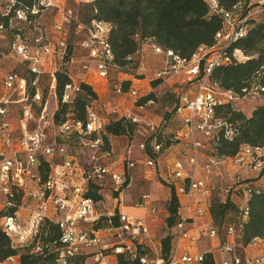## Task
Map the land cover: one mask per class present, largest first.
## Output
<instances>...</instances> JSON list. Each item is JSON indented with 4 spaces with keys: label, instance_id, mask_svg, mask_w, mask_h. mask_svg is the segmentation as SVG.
I'll return each mask as SVG.
<instances>
[{
    "label": "built area",
    "instance_id": "built-area-1",
    "mask_svg": "<svg viewBox=\"0 0 264 264\" xmlns=\"http://www.w3.org/2000/svg\"><path fill=\"white\" fill-rule=\"evenodd\" d=\"M84 1L89 4L95 2V0ZM207 1L214 9L218 8L217 0ZM55 2L56 0H40V4L34 7L32 13H38L39 8H59ZM255 3L256 5L246 14L225 13V28L217 34L216 44L211 47L201 46L191 59L182 58L173 50L164 49L152 39L143 42L136 54L151 49V52L160 58L162 68L154 72L153 79L167 83L175 77H185L187 85L192 84V89H188L184 94L180 92L182 89L176 90L180 95L181 104L177 115L186 112L187 116L180 118L182 124L174 134L179 141L187 142L185 162L189 169L184 165V161L177 160L173 165V176L178 181L177 192L179 196H186V202L181 203L178 211L175 242L169 260L162 257L160 242L159 245L153 243L150 223L146 217L128 213L123 205L122 196L132 182L130 171L136 167L132 160L134 140L127 138L128 147L120 169L116 170L110 166L107 159L112 152L102 151L101 132L106 124L94 109H90L86 120L69 118L60 126L53 125L54 139L52 140L45 132L46 127L50 125L46 121L45 112L42 117L43 126L34 130L29 128L33 114L28 112L21 121L22 134L15 138L10 118L11 106L27 107L31 106L32 102L42 106L44 98L39 90L31 94L32 86H29L26 77L16 72H9L6 75L0 72V85L3 89V93L0 94V191L7 196L4 208L14 205V198L20 191H24L23 199L29 195L30 200L35 203L32 223H23L19 216L2 219L7 234L16 245L17 243L25 244L26 236H36L43 220L48 218L58 225L61 231L60 240L65 246V254L57 264H69V259L81 256L92 258L94 264H113L110 257H114L115 262L118 263L119 255L136 258L138 255L136 242L146 244L151 248L150 254L141 258V264H205L204 253H192L182 248L185 243L192 246L196 243L197 238L189 229V225L192 219L201 218L209 225L208 235L218 242L217 252H211L215 258V264H264V238L254 241L261 253L251 255L239 244L240 237L235 236L233 227L229 228L226 242L221 241L219 233L213 228L209 213L211 188L208 178L214 173L215 166L221 162L212 157L208 161L202 160L203 152L207 149L208 142L214 134L223 131L226 139H232L235 135L226 121L215 118L217 108L228 102L237 103L240 100L244 103L261 102L264 104V87L259 84L254 83L250 88L237 93L223 90L218 83L211 80L217 66L234 60L246 61L249 58L239 49H235L231 54H228L227 49L238 39L247 36L248 21L251 18L264 17V0H256ZM97 12L95 9L96 14ZM22 14L25 15V13ZM59 18L54 25L58 33L65 32L66 26L73 21L78 23V33L83 35L80 46L86 58L82 66L85 73L94 72L100 79L107 80L112 69H121L115 62V54L110 43L111 24L93 18L87 25H84L77 21L74 12L69 8H60ZM3 30V26L0 25V39L3 36ZM34 42L36 51L45 54L52 52L51 45L45 41L43 36H38ZM58 45L59 49H62L65 47V42L59 41ZM18 51L30 62V72L36 77L32 82L34 87L42 73L40 68L42 63L36 57L29 56L27 46H19ZM132 59L129 57V60ZM56 87L57 80L53 74L50 89L54 94H56ZM78 91L79 87L75 82L66 85L63 102H71ZM116 91L121 96L130 95L135 99L140 98L138 90L132 87L128 92H124L121 86L116 87ZM152 103L153 101L148 102V104ZM137 107L144 108L143 106ZM126 118L134 124H143V119L138 115L129 113ZM148 126L152 132L157 131L154 124H148ZM149 146L155 153H161L163 147L155 141L150 145L139 142V148L145 152L147 166L156 170L159 160L148 156L146 151ZM42 158L52 161L49 178L44 184H40L39 178ZM230 163L235 171L231 177L232 182L226 188V193L233 190L235 179L236 181L242 180L239 175L242 170L259 172L264 167V148L244 145L230 160ZM201 169L204 176L199 175ZM33 172H36L35 185L37 187L34 185L33 188L29 187L30 191H27L26 183L31 180ZM91 181L103 182L107 188H111L120 197L116 209L107 213L108 225L98 229H95V226L99 225L103 213L98 209V203L85 196ZM199 197L204 200L199 199L195 203ZM204 201L207 202L204 204ZM154 202L152 194H145L139 204V207L146 208L153 223L157 222L159 212ZM244 209L245 216H247L249 209L246 206ZM52 211L55 212V217H50L49 214ZM101 232L109 234L108 238H111V243L103 242ZM89 248H93L94 252L88 253ZM42 250L43 246L38 243L35 251L41 252ZM217 253L221 256L219 262L216 260ZM17 261V257H10L7 260L10 264Z\"/></svg>",
    "mask_w": 264,
    "mask_h": 264
},
{
    "label": "trees",
    "instance_id": "trees-1",
    "mask_svg": "<svg viewBox=\"0 0 264 264\" xmlns=\"http://www.w3.org/2000/svg\"><path fill=\"white\" fill-rule=\"evenodd\" d=\"M12 1L13 7L9 14L0 16V25H4L5 28H8L10 18L16 13H25L29 20L38 15L40 10H43V8H39L38 13H32L34 7L40 4V0ZM217 1V9H214L207 0H95L89 5L93 11L91 20L96 18L111 24L110 43L115 54V62L120 68H125L134 63V57L141 49L142 43L150 39L166 50H173L182 58L191 59L201 46L211 47L216 44L217 34L225 28V13L246 14L256 5L254 0ZM95 9L98 11L97 14ZM248 27L247 36L232 43L227 52L231 54L235 49H239L249 58L241 62L234 60L223 63L214 69L211 76V80L218 83L223 90L241 93L254 83L264 87V17L251 18L248 21ZM129 57L133 59L129 60ZM28 71L34 78L30 72V65H28ZM56 80V94H58L60 109L53 118L55 125L60 126L69 118L86 120L88 112L93 109L91 102L98 99L93 87L85 82H80L77 84L79 91L73 100L64 103L65 87L74 81L66 72H57ZM151 83H153V87H156L158 83L164 82L151 79ZM130 85V81H125L122 90L127 92ZM175 85L172 94L175 102L169 112L174 117L181 107L177 88L182 89L180 91L182 94L186 93L188 89H192V84L185 87L178 83ZM34 93L33 91L31 94ZM151 97L152 95L149 96V94L141 96L137 100V106L148 105ZM215 118L226 121L235 133L232 139H226L223 131H220L214 134L208 142L210 157L221 164L230 162L244 145L264 148V104L247 116L244 111L238 108L237 103L228 102L216 109ZM148 124L154 123L143 122L142 125H138L132 123L125 116L112 118L101 132L102 151H112L110 137H126L136 140L135 131L138 128L144 129L143 126L146 125L151 134L145 140L138 141L149 145L155 141L163 147L161 153H155L149 146L146 151L149 157L158 161L164 151L173 146L169 144L170 141L186 144L183 153L186 152L187 142L179 141L175 134H173L172 140L165 142L166 133L162 130V126L154 124L157 131L152 132ZM185 159L186 155L184 162ZM51 162L48 158H42L39 167L40 184L47 182L51 171ZM242 172L239 175H242ZM201 173L203 174L202 169ZM255 173L258 175L256 178L246 175L247 178L240 176L241 181L235 179L233 190L227 193L224 198L218 195L210 196L209 213L212 226L219 233L222 242L228 240L230 227L235 229V236L240 237L239 244L244 248L252 245L255 240L264 238V188L261 189L264 184L255 185V181L264 179V167ZM202 174L200 176H203ZM168 175L167 184L171 187L172 197L167 207V225L168 228L175 229V232L160 240L162 257L166 260H169L173 251L178 211L181 207L180 196L176 189L178 181L174 179L173 167ZM106 190L108 188L103 182L91 181L85 192L86 197H90L98 203L100 212ZM23 197L24 191H20L14 198V205L7 206L0 212V264L6 262L10 257H17L20 264H57L65 254V246L60 240L61 231L56 222L48 218L44 219L39 233L36 236H28L27 242L20 247H17L7 234L2 219L18 216ZM245 206L249 209L247 216H245ZM107 219V214L103 213L102 219L95 229L107 226ZM38 243L43 246L41 252L35 251ZM136 250L138 254L136 258L119 255L118 264H141V258L149 255L151 248L146 244L136 242ZM204 256L205 264H215L213 253H204ZM86 260V256H81L69 259L68 263L85 264Z\"/></svg>",
    "mask_w": 264,
    "mask_h": 264
},
{
    "label": "rangeland",
    "instance_id": "rangeland-1",
    "mask_svg": "<svg viewBox=\"0 0 264 264\" xmlns=\"http://www.w3.org/2000/svg\"><path fill=\"white\" fill-rule=\"evenodd\" d=\"M256 1V0H254ZM12 0H0V16H6L9 14L11 8L13 7ZM55 5L57 7H52L49 9L40 10L38 15L34 18L28 20V17L23 15L22 13L12 15L9 20L8 28L3 27V36L0 39V72L2 75H5L9 72H16L20 75L25 76L29 81V86L31 87V93L40 91L41 95L44 97L43 105L34 104L32 102L31 106L23 107V106H11V119H15L18 125L21 124V121L24 120L25 115L28 112L33 114V120L29 123V128L34 130L38 127L43 126L42 117L43 112L46 115V121L50 123L46 127V134L51 137L54 134L53 125L54 121L53 118L57 111L60 109V103L58 94H54L51 89L50 85L52 84L53 74L56 76L57 72H66L69 76L73 79L76 84H79L82 81L83 77V63L85 62V54L84 51L81 49L80 43L81 38L83 35L78 33L77 30V22H72L70 25L66 26L65 32L58 33L54 29L55 23L60 19V8H69L74 12V16L80 23L87 25L91 18L93 17V11L89 5V3L85 2L84 0H56ZM0 17V18H1ZM4 26V25H3ZM38 36H43L46 42H48L52 47V52L50 54L40 53L35 50V39ZM59 41L65 42V47L59 49L60 46L58 45ZM27 46L29 49V56L36 57L38 60L41 61L40 64L41 68V75L39 76L37 85L33 87V80L36 78L34 76H30L28 71V65H30L29 60L25 59L23 55H21L18 51L19 46ZM28 62V63H27ZM162 68V63L160 58L153 55L151 51L145 50L134 57V63L128 65L125 68L121 69H112L109 74V84L106 86L108 91L109 97L107 101H92L91 107L98 111V113H104L105 109L107 108V104L111 103V107L119 106L120 104H124V106H130L132 103L130 101H137L138 99L132 98L130 95L121 96L118 95L116 91V87H122L124 84L125 79H148L149 84L151 85V89H145L148 92L149 96L152 95L150 98L153 101L152 104H148L143 106V109H137L133 106L131 108V115H141L144 120L148 123L160 124L162 126V130L166 133V141H170L173 139V134L178 130L181 126V119L187 116V113L184 112L181 115L175 116L171 115L169 112L172 110V106L175 102L173 97V90L175 89L176 83L181 84L183 87L187 85V81L185 77L179 78L175 77L167 83H161L153 87V83H151V79L154 78V72ZM144 76V78H143ZM146 83V82H145ZM142 83L136 82L135 89L138 90L139 94L144 89L142 88ZM179 91L180 89L177 88ZM129 91V87L127 92ZM144 92V91H143ZM3 93V89L0 85V94ZM194 93V92H193ZM147 94V93H146ZM263 103L258 102H242L237 101L238 108H240L244 113L249 116L252 112L260 107ZM120 113V112H119ZM117 112L114 118L120 117ZM181 118V119H180ZM110 117L109 120H111ZM21 126V125H20ZM143 128H138L135 131L136 140H134L132 146V160L136 164V169H134V182L132 187L127 191L124 196V203L126 205V211L128 213H133V215H140L138 211L130 212L127 209L128 207H134L139 199L146 193L152 194L153 198L157 200L156 206L158 211L161 213L160 220L162 219V223L154 222L150 223V232L151 236L154 240L155 245H159V241L168 236L169 234H173L175 229L168 228L167 223V216H168V203L172 197V190L171 187L167 184L169 181L168 171L169 168L173 167V163L175 161H183L182 152H184V147L186 149V144L178 142L170 141L169 144L173 145V150L175 148L179 150L178 156L177 153L173 155L171 153H164L161 155L158 161V167L162 171H158L156 176V181H151V176L154 174V170L147 166L146 162V155L139 148V141L138 140H145L151 134L149 129L146 125ZM22 133L20 131L17 132L16 135L20 137ZM112 148L115 152L109 157L108 160L114 161L118 159L120 155H124L126 152V148L128 147V143H126L125 137H110ZM183 148V149H182ZM210 152L209 147L203 152L202 160L210 159ZM170 159H175V161L169 162ZM186 160V159H185ZM187 169L189 166L187 162H183ZM172 164V165H171ZM218 169H214V173L209 176L208 183L211 188V195H218L221 198H224L226 193V188L231 180V174L227 171V164H219L217 166ZM145 174L151 182H147L143 178V174ZM162 174V176H159ZM202 174V173H201ZM199 174V175H201ZM36 172H33L31 180H28L26 183L27 191H30V188H33L35 181ZM204 176V173L202 174ZM248 175L245 170H243L244 176L242 178H247ZM251 176V175H248ZM33 180V182H32ZM30 187V188H29ZM264 187H261V189ZM108 193H104V202L102 205V210L110 211L114 204L117 202L116 199L118 197L111 188H108ZM30 193V192H28ZM26 198L28 200L24 203L26 207L29 206V199L30 196L27 195ZM142 200V199H141ZM7 201V196L0 191V212L4 208ZM180 202H186V196H180ZM141 203V202H140ZM138 203V205L140 204ZM159 219V215L157 217ZM206 222V220H202ZM4 223V222H2ZM201 224V223H200ZM107 233L101 232L100 236L105 238ZM193 235L196 236L197 241L193 245L191 252L192 253H208V252H217L218 249V242L213 240L208 235V228L204 225H198L196 227V232H193ZM254 244V243H253ZM185 245V244H184ZM183 248V246H182ZM89 252H94L93 248L88 249ZM216 256L220 258V255L217 253ZM217 258V259H218Z\"/></svg>",
    "mask_w": 264,
    "mask_h": 264
},
{
    "label": "crops",
    "instance_id": "crops-1",
    "mask_svg": "<svg viewBox=\"0 0 264 264\" xmlns=\"http://www.w3.org/2000/svg\"><path fill=\"white\" fill-rule=\"evenodd\" d=\"M147 50H149V51H151V49H147ZM85 54V53H84ZM153 54V53H152ZM154 55V54H153ZM158 57V56H157ZM82 74H83V77H82V81L81 82H85V83H87V84H89V85H91L92 87H93V89H94V91L96 92V94H97V96H98V100L97 101H107V99H108V97H109V94H108V91H107V89H106V86L109 84V81H108V79L107 80H103V79H100L99 77H98V75L96 74V73H94V72H91V73H85L84 71L82 72ZM124 81H130L131 82V85H130V87H132V88H136L135 87V85H136V82L137 83H139V82H141L142 84V88L144 89L142 92H140L141 93V95H140V97L141 96H144V95H147L148 94V92H146L145 91V89H147V88H149V89H151L152 87H151V85L148 83L149 82V80L148 79H132V78H130V79H125ZM146 82V83H145ZM76 83V82H75ZM176 92V91H175ZM147 93V94H146ZM130 103H132L133 104V106L134 107H136L137 109H140V108H138L136 105V103H137V101H130ZM132 104L130 105V106H124V104L122 105V104H120L119 103V106H116L117 108H115V107H111V103H108L107 104V108L105 109V111H104V113H103V115L102 114H100V113H98L99 114V116L103 119V121L105 122V124H107L110 120V117H112V118H114L115 116H116V111L119 113H122V114H120V116H128L129 115V113L131 112L130 110H131V108L133 107L132 106ZM19 106V105H18ZM141 110V109H140ZM98 112V111H97ZM138 116H140L142 119H143V117L141 116V115H138ZM177 117V116H176ZM12 120V128H13V133L15 134V138H16V136H18V135H16L17 134V132L18 131H20L21 132V130H20V125H18V123L15 121V119H11ZM174 120H175V117H174ZM143 122H146L144 119H143ZM117 138H120V137H117ZM126 138V137H125ZM50 139L52 140V139H54V136H51L50 137ZM129 141H128V139L126 138V143H128ZM181 145V144H180ZM17 146V145H16ZM15 146V147H16ZM183 149V148H182ZM112 154H113V152H115L114 151V149L112 148ZM167 153L169 152V153H171V155H173V158L175 157L174 155L177 153V155H178V153H179V150L178 149H176L175 148V151L173 150V147H170L167 151H166ZM111 154V155H112ZM124 155H120L119 157H118V159H115L114 161H110V160H108L107 161V163L110 165V166H113L114 168H116V170H119L120 169V167H121V161L124 159V157H123ZM178 156H181V155H178ZM182 158H185V153H183L182 152ZM109 159V158H108ZM174 161H175V159H173ZM172 159H170V161L169 162H174ZM203 161H207L206 159H203ZM224 164H227V171L226 172H229L230 174H231V177H232V175H233V173H234V171H235V168L232 166V164L230 163V162H228V163H224ZM172 165V164H171ZM173 165H174V163H173ZM134 169H136V167L134 168ZM134 169H132L131 171H130V176H131V178H132V182H131V185H130V187L125 191V193L123 194V195H125L126 193H127V191L132 187V185H133V182H134V173H133V171H134ZM171 169L172 168H169V171H171ZM216 169H218L217 167H216ZM154 170V174H152V176H151V181L152 182H155L156 181V176H157V173H158V171H162L160 168H159V170L158 169H153ZM168 171V172H169ZM243 171V170H242ZM241 171V172H242ZM243 173V172H242ZM246 173L248 174V175H251L250 177H253V178H256V177H258V175L255 173V172H251V171H246ZM143 174V173H142ZM159 176H162V174H159ZM143 178H144V180L145 181H147V182H151L150 180H147V176L145 175V174H143ZM262 184H264V179H259V180H257V181H255V185H262ZM34 185H35V183H34ZM36 186V185H35ZM37 187V186H36ZM106 193H108V191H106ZM146 194H149V193H146ZM145 195V194H144ZM142 198H140L139 199V202H137V204L134 206V207H128L127 206V209L130 211V212H132V211H138L139 213H140V215H138V216H141V217H146V219L148 220V222L149 223H153L150 219H151V216H150V214L148 213V211L146 210V208H141V207H139V205H138V203H140V202H142V200H141ZM199 199L200 200H204V199H201V197H199V198H197L196 199V201H195V203H197L198 201H199ZM28 200V198H25V199H23V202H22V207L19 209V211H18V216L20 217V219H21V221L23 222V223H28V222H31L32 223V221L34 220V216L32 215V212L34 211V209H35V203L33 202V200H30L29 199V206L28 207H26L25 206V202ZM122 200H123V205H124V208H125V211H126V205H125V203H124V196H122ZM116 203L114 204V207L110 210V211H104V210H102L101 209V212H103V213H105V214H109V213H111L112 211H114L115 209H116V207L118 206V199H116ZM205 202H207V201H204V204H205ZM156 203H157V200L155 199V202H154V205H156ZM161 213H162V211H161ZM161 213L160 212H158V215H159V219L157 220V222L160 224V223H162L163 222V220L161 219L160 220V216H161ZM130 214H133V213H130ZM50 217H55V212L54 211H52V212H50ZM204 225V226H206L207 228L209 227V225H207V221L206 222H203L202 221V219L201 218H194V219H192L191 220V222H190V225H189V229L191 230V232L193 233V232H196V227L198 226V225ZM208 224H210V222L208 221ZM108 236H109V234L107 233V235L105 236V238H104V240H103V242H105V243H111V238H108ZM27 241L28 240V236H26L25 237V239H24V241ZM160 242V241H159ZM18 245H16L17 247H20L21 245H20V243H17ZM192 245H190L189 243H185V245L183 246V248H185V249H188L189 251H191V249H192ZM246 250H247V252L249 253V254H251V255H256V254H258V253H260L261 252V250L257 247V245H255V244H252V245H249L247 248H246ZM87 252L89 253V251H88V249H87ZM218 257L216 256V260L219 262L220 261V259H221V256H220V258H218ZM110 261L111 262H113V264L114 263H116V264H118L117 263V261L115 262V258L114 257H110ZM1 264H10L9 262H4V263H1ZM14 264H20V262H19V259H18V261L16 262V263H14ZM85 264H94L93 263V260H92V258H87V260H86V262H85Z\"/></svg>",
    "mask_w": 264,
    "mask_h": 264
}]
</instances>
